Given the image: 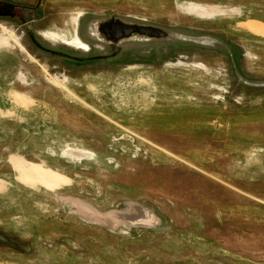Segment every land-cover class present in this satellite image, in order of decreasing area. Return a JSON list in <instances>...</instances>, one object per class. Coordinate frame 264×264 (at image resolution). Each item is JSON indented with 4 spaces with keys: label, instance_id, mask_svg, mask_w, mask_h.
<instances>
[{
    "label": "rangeland",
    "instance_id": "rangeland-1",
    "mask_svg": "<svg viewBox=\"0 0 264 264\" xmlns=\"http://www.w3.org/2000/svg\"><path fill=\"white\" fill-rule=\"evenodd\" d=\"M16 2L0 264H264V0Z\"/></svg>",
    "mask_w": 264,
    "mask_h": 264
},
{
    "label": "flooded vegetation",
    "instance_id": "flooded-vegetation-1",
    "mask_svg": "<svg viewBox=\"0 0 264 264\" xmlns=\"http://www.w3.org/2000/svg\"><path fill=\"white\" fill-rule=\"evenodd\" d=\"M20 7L25 8V6L17 3L16 0H0V19L7 18V19L15 20V21L20 20L21 22H23V20L26 19L25 15L27 14V12H23V13H25L24 15H22L21 12L18 13V15H17L15 9L20 8ZM27 9H28V7H26V11H28ZM117 20H119L121 23H124V24H130L129 22H125V21L118 19L117 17H113V16H111L107 19H102L101 21L95 22L96 31L99 34V36L101 37V39H104L105 41H107V42H109L115 46L121 42H124L127 39H130V38L136 36L137 34L141 35V34L135 32L133 35H130L127 37L123 36L121 38H118L117 37V26H116ZM142 36H144V35H142Z\"/></svg>",
    "mask_w": 264,
    "mask_h": 264
},
{
    "label": "water",
    "instance_id": "water-1",
    "mask_svg": "<svg viewBox=\"0 0 264 264\" xmlns=\"http://www.w3.org/2000/svg\"><path fill=\"white\" fill-rule=\"evenodd\" d=\"M117 37H127L133 35L135 32L146 35L147 37L162 39L170 36L167 31L151 25H138V24H124L119 20L116 21Z\"/></svg>",
    "mask_w": 264,
    "mask_h": 264
}]
</instances>
